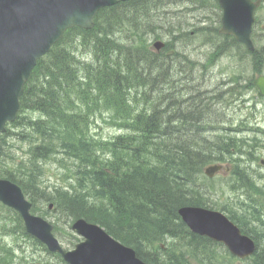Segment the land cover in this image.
<instances>
[{
  "label": "trees",
  "instance_id": "1",
  "mask_svg": "<svg viewBox=\"0 0 264 264\" xmlns=\"http://www.w3.org/2000/svg\"><path fill=\"white\" fill-rule=\"evenodd\" d=\"M156 10L158 12L159 9H144L143 15L141 9L101 11L93 31L70 30L38 63L21 98L22 113L15 124V126L19 122L26 124L32 132L30 137L33 145L29 151L31 157L28 165L25 166L24 162L21 167L26 169L20 168L21 172L19 168L12 170L9 168L12 166V156L4 151L5 144L0 143V173L4 175H0L1 178L18 183L33 201L44 198L54 200L61 209L68 212L75 208L82 210L88 221L105 224L113 217L116 221L125 220V224H132L133 218L123 212L135 207H140L137 208L138 212H143L146 216L151 213L160 217L168 215L167 223L173 220L176 211L169 214L166 207L178 205L181 200L177 193L189 191L190 181L193 182L197 171L203 172L207 165L195 164L197 155L202 153L198 150L202 147L201 144L205 143V149L208 147L205 141L207 138L202 137L206 127L195 125L191 122L194 119L190 120V117L213 121L214 113H211L213 108L210 109V106L200 105L199 108L193 109L196 105L192 102L189 107L184 105L178 108L180 102L170 104L166 97L157 99L156 96L150 97L147 103L138 109L134 108L135 98L136 102L137 99L143 101V98H147L144 97L147 91L159 87L165 89L164 86L149 83L142 77L143 64L140 63L142 60L134 59L145 53L156 55L151 51L150 44L146 45L144 39L152 27L151 24L156 21H142L148 19L147 16ZM161 27L163 28L162 25ZM121 31L124 34L118 38L117 33ZM79 36L101 40L95 49H90L95 58L93 62L83 57L82 50L89 48L83 47V44L78 46L79 42L76 39ZM115 55H120L118 58L121 62ZM186 84L189 86V83ZM134 88L140 90L136 97L133 91L131 93ZM189 90L192 89L186 92ZM223 98L224 96H219L220 100ZM79 104L83 106L80 107ZM167 104L165 110L161 109ZM130 106L133 109H130ZM96 108L112 111L114 117L106 120L121 130L127 129L130 136L118 137L110 143H99L100 146L95 145L88 133L92 123L90 121L93 119L91 111ZM26 113H30V116L26 117ZM186 113L188 116H185ZM165 116H174L172 120L169 119L171 125H176L179 129L171 134L176 143L165 139L159 148L150 151L149 143L154 122ZM187 126L194 128L191 133L190 130H185ZM55 139L59 140L56 146ZM179 143H182L181 148L178 147ZM235 144L237 143L230 145ZM107 145L111 147L106 149ZM113 145L116 149H113ZM39 148H42V151L37 161L35 155ZM57 148L60 155L68 156L79 163L78 172L85 159H90L91 164L87 166V172L92 175L98 174L100 178L97 181L90 180L78 175L77 172L78 178L75 173L71 175L78 183L74 193H66L61 188L54 195L58 196L57 199L47 194L39 185L38 178L33 179L35 178L33 174L39 170L38 162L50 158V152L52 155L57 154ZM104 153L112 157L106 163L102 162ZM131 153L133 156H130ZM212 154L210 151L205 152L203 159L208 161ZM139 159L150 165V168L142 170L132 165L126 170L123 169L124 163L133 164ZM238 169L236 168L235 172L239 173ZM18 173L23 175L29 173L27 183L23 177L18 178ZM29 182L31 184L28 185ZM86 197H92L96 207L91 216L84 210L93 207L88 204ZM135 200H139L137 206ZM118 226L115 224L116 228ZM165 226L166 224L162 227ZM138 254L143 256L139 250Z\"/></svg>",
  "mask_w": 264,
  "mask_h": 264
},
{
  "label": "rangeland",
  "instance_id": "2",
  "mask_svg": "<svg viewBox=\"0 0 264 264\" xmlns=\"http://www.w3.org/2000/svg\"><path fill=\"white\" fill-rule=\"evenodd\" d=\"M206 3L209 9L206 10V17L203 18L198 17L200 14L197 12H189L187 14L178 12V9H183V7L181 5H176L173 9L170 6V8L160 7L158 9H164L160 10V14L157 13L156 10L155 13H151L147 16L148 19L142 20L145 22H151L150 20L158 21L164 26L163 30H166L170 35L174 36L172 41L167 43V48L164 51L161 53H156L154 51L157 56L168 55L174 57L178 52L183 57L185 65L197 66L196 73L198 75L194 80H189L187 82L189 86H187L186 81L182 78L172 75L174 84L178 82V86L184 84L187 87L177 98L180 97L181 99H185L186 96L183 93L188 89H192L193 91H189L197 94L193 100L194 105L210 106V109L213 108L211 113H214L212 117L216 118L218 122H226V124L220 126L224 128V134L218 135L220 141L217 140V127L210 128L214 129L216 132H211L207 136H202L203 138H207V140H204H209L212 145L210 146L208 144V147L205 149V143H202V147L198 150L204 154L207 151L213 154L208 158V161L199 158L195 162V164L201 163L202 166L205 164H221L224 167V171L209 172L207 171L208 166L206 165L207 167L203 168V172L199 173L197 171L196 177L188 186L189 191H182L181 194L177 193L181 201L175 206L176 208L170 205L166 208L169 214H171L177 211L182 204L190 203L197 206L212 208V210L221 212L227 217L228 215L235 217L234 222L237 221L236 219H239L238 216L248 215L251 217L255 215L256 217L250 219L248 221L249 223L245 225V228L251 231L246 235L250 238L253 236L254 240L256 238L254 235H256L264 244V180L261 183L259 181L260 174L264 176V145H262L264 143V141H262L264 140V97L254 85V81L257 80V78L264 76V61L260 57L249 55V53H247L248 49L244 46L231 45L225 38L209 35L200 28L199 26H201V22L203 21H206L212 31L218 27L217 21L219 17H217V15H220V12L216 11V13H213V9H215V0H210ZM141 5L142 2L134 5L133 9H142L140 7ZM153 8H155L153 5H149L146 9ZM160 32L161 41L165 42L168 38L163 36V33L166 32ZM123 34L124 32L121 31L117 33V37L121 38ZM144 39L146 45L151 42L154 44L158 41L156 39L153 41L154 39H151L148 35H146ZM80 45L82 46L81 43H78V46ZM262 45H264V40ZM210 50L217 56V61L214 63L211 62L206 69H203L202 66L207 62ZM82 52H86V57L84 53L83 57L89 59V62L95 60L89 49L82 50ZM222 52L224 53L223 55ZM235 55H242L247 59L244 62H239L234 58ZM258 60L261 61L262 65L256 63ZM169 62L170 61H168V63ZM206 70H208V74L203 75ZM238 74L241 77L240 82L245 85L246 89L240 90V95H231L230 88L233 86L235 76ZM208 75L211 76L208 77ZM189 79L192 78L189 77ZM228 80L230 83L224 87L226 90L225 96L223 100L219 102V94L217 90H213V87H218L219 85L220 89H223L221 82ZM161 89H163V87H161ZM132 91L134 97L138 96V93H140V90L137 88L132 89L131 93ZM155 96L157 99L158 97L165 98V89H163L162 92L159 88L153 91H147L144 96L147 98H143V101L137 99L136 102L135 98L134 108L138 109L139 106L145 105L150 97ZM190 104H192V102L188 104H186V102H183V104L179 103L180 106L178 108L184 105L189 107ZM79 105L80 107L83 106L82 104ZM129 108L133 109L131 106ZM99 109L101 110H97L96 108L91 111L93 113L91 115L93 119L90 121L92 123L88 133L95 145L100 146L99 143H110V141L115 140L117 136L121 134H124L125 137L129 136V131L127 129L121 130L117 126L111 124L109 120H106L110 117H114L112 111L109 112V110H104L103 108ZM183 113L181 115H183ZM25 116H30V113H26ZM185 116H188L187 113ZM9 129H11V131L6 137L4 151L5 148H9L13 156V166L9 168L12 170L19 168V172H21V169H26L21 168L23 163L25 162V166L26 164L28 165V161L31 157L29 151L33 145V142H31L32 137H30L32 132L26 127V124H21L20 122L15 127H9ZM20 133L21 136H19ZM254 136H260V141L262 142H250L249 137ZM243 138H246L244 142L237 143L233 146L230 145L234 142L243 140ZM225 139L228 140L223 141ZM58 144L59 140L55 139L54 145L56 146ZM109 147L111 146L107 145L106 149ZM112 147L116 149L114 145ZM58 149L59 148H57V154H53L43 162H38L40 165L39 170L33 174V177H35L33 179L38 178L41 185L48 190L47 194L53 195L56 199L58 196L54 195H56L59 187L68 186L70 184L68 179L72 174L75 173L76 178H78L77 172L79 167L78 162L68 158V156L60 155ZM98 149L101 151L100 147H98ZM101 153L103 152L101 151ZM250 155H253L255 163L250 170H247L248 163L252 161ZM130 156H133V154L131 153ZM242 156H244V159L241 162H237L236 165L233 164L235 163L234 159H239ZM231 159L233 163H231ZM228 163L233 165L234 168H239L242 171L238 169L237 171L239 173L235 172L236 169H232ZM0 175L2 174L0 173ZM28 176L29 173L27 175L18 173V178L23 177L26 183ZM29 184L31 183L29 182L28 185ZM138 204L139 200H135V205L137 206ZM37 206L39 210L37 212L36 210L33 211L36 215L42 216L50 223H54L58 226L59 235H57V237L65 250H73L75 245L83 241L82 238L71 230V223L68 222L65 214L68 211L58 210L57 207L53 208V211L49 210L47 203L44 204V200L41 202L38 201ZM55 209L56 211L54 212ZM17 216L18 214L16 212L5 208L0 203V242L2 243L0 259L2 258L4 260V264H66L59 255L52 253V255H50L45 248L41 246L42 244L39 241L27 234L23 222L19 220ZM174 217L176 219V224L183 226L180 219L177 218L176 212ZM148 218L158 227L170 224L167 223L169 221L168 215L160 217L158 214L151 213ZM106 224L114 233L115 224L119 225L120 228L117 231L119 234H122L121 237H123V235L127 237L129 239L128 241L137 247L143 256L150 257L153 260L155 255H162V245L180 244V241L169 244L165 243L164 240H166L167 237L161 236L159 237V241L152 243L150 247L146 248L143 247L144 243L141 241L144 240L142 238L143 236L135 233V231L133 232V228H131V230H128L127 226L121 228V222H112L110 219L106 221ZM16 228H21L24 236L22 240L18 241L15 234L12 236L4 234L5 229L14 231ZM184 242L194 247H199L203 252L211 248L216 250L214 246H217V244L211 245L207 242L203 244L193 243L185 237ZM18 245H21V248L13 251L14 248L17 249ZM11 253H13L15 257H13ZM256 253L257 250L254 256L248 258V260L240 258L228 260L229 264H264V262L256 259ZM205 255L210 257L207 253Z\"/></svg>",
  "mask_w": 264,
  "mask_h": 264
},
{
  "label": "water",
  "instance_id": "3",
  "mask_svg": "<svg viewBox=\"0 0 264 264\" xmlns=\"http://www.w3.org/2000/svg\"><path fill=\"white\" fill-rule=\"evenodd\" d=\"M115 3L114 0H0V133L6 131L8 122L17 119L19 99L38 60L68 28L91 29L97 11ZM238 5L225 7L222 32L234 35L239 42L249 46L252 9L240 2ZM155 47L159 50L162 44L156 43ZM256 84L261 86V80ZM215 171L217 167L211 169V172ZM0 201L19 210L29 232L41 238L52 251L62 252L53 237L46 233L48 224L29 214L30 205L17 185L0 179ZM194 213L182 211L181 215L188 222L189 215ZM213 222L214 226L205 231L200 228L198 232L217 238V221ZM188 224L195 228L193 221ZM74 228L87 238V242L68 256L72 264H142L126 254L123 259L111 253L101 256V245L93 240L94 229L84 221Z\"/></svg>",
  "mask_w": 264,
  "mask_h": 264
},
{
  "label": "bare ground",
  "instance_id": "4",
  "mask_svg": "<svg viewBox=\"0 0 264 264\" xmlns=\"http://www.w3.org/2000/svg\"><path fill=\"white\" fill-rule=\"evenodd\" d=\"M177 4H184L183 9L181 11L178 12H183L184 14H187L189 12H193V13H199L200 15L198 17H206L205 15V9H209V7L205 6L204 4H196L190 0H155L154 2H146L145 5H141L140 7L141 9V14L144 11V9H146L147 7H149V5H153L155 7V9H158L160 7H172L175 8ZM169 7V8H170ZM117 9H133L132 6L123 4L121 6H119ZM160 10L163 9H159V11L157 13L160 14ZM207 13V12H206ZM143 15V14H142ZM152 27L148 30V33L146 35H148L149 37H151V39H156V38H160L161 39V32L160 31H165L166 33H163V36H166L168 39H166L167 41H169V43L172 41V38L174 36L170 35L166 30H163V28L160 25V22L156 21V23H152L151 24ZM177 37V36H175ZM176 39V38H175ZM174 39V40H175ZM78 42L83 44V47H87L90 49L94 48L97 44H99L101 42V40H91L88 36H79L77 38ZM84 43H82V42ZM77 42V43H78ZM86 50V49H83ZM226 50V49H224ZM215 53L213 51L210 50L209 56L207 57L208 60L207 62L202 66L203 69H206L210 63H214L217 61V56L214 55ZM224 53L222 52V55ZM120 56V55H119ZM118 55H115V58L119 60ZM234 58H236L237 61L239 62H244L247 58L245 56L242 55H235ZM134 59L136 60H142L140 63L143 64V66L141 67V73H142V77H144L145 79H147V81L149 83H153L155 85H162L165 88L166 91V100L169 101L170 104L176 103V102H186V104L193 102L195 95H197L194 92H186L183 93L186 98L185 99H181L180 97L177 98L178 96L181 95V93L185 90V88H187L184 84H182L181 86H178V82L176 84H174V81L172 79V75L178 76L179 78H182L183 80L186 81V83L189 80H194L197 77V73H196V65H185L184 63V59L183 57L177 52L176 56L171 57L168 55H151V54H142L139 56L134 57ZM133 59V60H134ZM168 61H170L168 63ZM121 62V61H120ZM256 63L258 65H262L261 61H256ZM209 70V69H208ZM208 70H206L203 75H207L208 74ZM237 73V72H236ZM194 78H193V77ZM211 75H208V77ZM189 77H191L192 79H189ZM241 77L239 76V74L237 76H235V81L233 83V86L230 88V94H237L240 95V90L246 89L245 85L240 82ZM182 80V81H183ZM181 81V82H182ZM184 81V83H185ZM229 83L228 82H222L221 85L222 86H227ZM220 89V86L218 85V87H213L214 91L217 90V93H222L225 96L226 90L224 89ZM161 88V87H159ZM161 92L163 89H159ZM144 93V92H143ZM229 95V94H228ZM221 100L219 99V102ZM223 103V102H222ZM191 105V104H190ZM189 105V106H190ZM168 107L167 105H164V107H162L161 109L165 110V108ZM199 105H196L193 107V109L195 108H199ZM174 116H165L162 118H159L158 120H156L154 122L153 125V130H152V134L150 136V143H149V150L150 151H154L157 148L160 147V144L166 139H170L172 142L176 143V140H174L172 137V133L175 131H178V127L175 125H171V121L169 118H171ZM192 119H194L193 121H191L192 123H194L195 125L198 126H202V127H212V126H221L226 124V122H218V121H212V120H201L200 118H196V117H190ZM189 120V121H190ZM183 129V128H180ZM190 130L189 133L192 132V130L194 128L192 127H185V130L187 131ZM182 143H179L178 147L181 148ZM207 144H209L210 146L212 145L209 140L207 141ZM197 147V146H196ZM198 148V147H197ZM42 151V148L37 149L36 151V160L38 161L39 158V154ZM203 153V152H202ZM199 154L197 155V159L199 158H203V154ZM50 155L52 156V153L50 152ZM252 161L248 163V168L247 170H250L252 165L255 163L254 157L253 155H250ZM112 157L105 155L102 159V162L106 163L108 161H110ZM244 159V156H242L239 159H231V163L235 164L237 162H241ZM91 164V160L90 159H85V161L83 162V164L81 165L78 175L84 177V178H88L90 180H98L100 178V176L98 174L92 175V173L87 172V166ZM135 165L137 167H140V169L142 170H147L148 168H150V165H148L146 162H144L143 160H137L135 163H124L123 164V169L126 170L128 167ZM258 173V172H257ZM81 182V180H80ZM83 183V182H81ZM78 187V183L77 182H72L70 183L65 189L64 191L66 193L72 194L75 192V190ZM65 194V193H62ZM68 195V194H66ZM86 201L88 202V204L90 206L93 207H87L84 210L87 211L90 216L92 214H94V212L96 211V207H94V200L92 197H86ZM140 207H135L133 209H129L128 211L123 212L124 214H129L134 222H135V226L133 228V232L135 231V233L142 235L144 240V246L143 247H150L152 245V243L159 241V237L163 236V237H168V236H175V235H181L183 233V228L176 224V219L175 217L173 218V220L170 222V224L166 225L165 227H158L156 224H153L148 216L145 215V213L143 212H138V209ZM82 210H77L76 208L72 211L66 212V218L68 220V222H70L71 226H73L74 224H76V222L80 219H85L84 214H82ZM56 229H59L58 226L56 225ZM134 233V234H135ZM255 241H256V259L258 261L264 262V244L262 243V241L256 236L254 235ZM186 239H189L190 242L193 243H197L199 244L200 241L196 240L195 238L191 237L190 235H188L185 237ZM204 242V241H203ZM184 250L178 246H172V245H167L163 250H162V255H155L154 261L156 262H160V264H183V262L180 260L181 256L183 255ZM228 260L230 261V257L226 256V255H221V256H217V263L213 262V261H209V260H204L203 264H227Z\"/></svg>",
  "mask_w": 264,
  "mask_h": 264
},
{
  "label": "flooded vegetation",
  "instance_id": "5",
  "mask_svg": "<svg viewBox=\"0 0 264 264\" xmlns=\"http://www.w3.org/2000/svg\"><path fill=\"white\" fill-rule=\"evenodd\" d=\"M251 4H257L254 12V24L252 27L251 40L253 50H247L251 56L260 57L264 61V0H250ZM217 9H222L219 0H217ZM264 77V76H263Z\"/></svg>",
  "mask_w": 264,
  "mask_h": 264
}]
</instances>
